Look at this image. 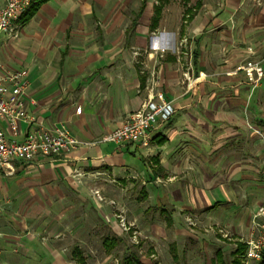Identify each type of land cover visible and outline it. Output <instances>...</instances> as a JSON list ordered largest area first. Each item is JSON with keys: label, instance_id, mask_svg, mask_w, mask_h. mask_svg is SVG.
Here are the masks:
<instances>
[{"label": "crops", "instance_id": "1", "mask_svg": "<svg viewBox=\"0 0 264 264\" xmlns=\"http://www.w3.org/2000/svg\"><path fill=\"white\" fill-rule=\"evenodd\" d=\"M183 2L172 23L169 3L158 0H42L18 38L0 37V70L28 71L26 107L36 125L64 124L90 144L16 162L12 176L0 172V262L74 264L60 241L78 245L103 226L117 236L152 235L151 219L143 231L132 227L153 208L170 224L186 216L190 225L213 220L217 208L239 210V217L228 210L222 224L235 231L247 224L236 237L244 242L264 201V77L253 87L231 73L262 57L264 0ZM157 48L168 49L158 65L149 56ZM153 71L174 115L151 130L149 147L94 145L143 108ZM0 130L12 138L5 123Z\"/></svg>", "mask_w": 264, "mask_h": 264}, {"label": "built area", "instance_id": "2", "mask_svg": "<svg viewBox=\"0 0 264 264\" xmlns=\"http://www.w3.org/2000/svg\"><path fill=\"white\" fill-rule=\"evenodd\" d=\"M0 5V37L7 35L18 38L22 27V18L30 12L35 0H2ZM186 40H184L185 42ZM168 52L167 48L154 49L149 56L160 64ZM248 52L255 54L253 48ZM264 50L262 57L245 60L231 74L243 73L248 82L257 87L264 77ZM152 72L149 96L143 108L130 115L124 123L114 131L102 136L94 145L112 143L115 145H139L147 148L151 141V130L159 122H167L174 115V107L165 99L160 91H156L158 81ZM188 82L194 79L190 70L185 73ZM29 74L25 69L2 72L0 70V122L7 125L11 139L0 130V172L12 176L16 162L29 163L39 157L56 156L76 150L80 146H88L78 141L68 128L62 124L52 128L36 125V118L27 111L26 104L31 100L28 95ZM77 108L76 112H80ZM36 125V127H34ZM23 126L29 129L23 131ZM20 136H23L20 140ZM96 194H99L97 191ZM2 193L0 190V200ZM2 206L0 202V216ZM190 224L193 222L190 220ZM121 225L125 227L124 220ZM246 249L241 259L243 264L260 263L264 257V201L253 213L250 228L244 239ZM0 264H7L0 262Z\"/></svg>", "mask_w": 264, "mask_h": 264}, {"label": "rangeland", "instance_id": "3", "mask_svg": "<svg viewBox=\"0 0 264 264\" xmlns=\"http://www.w3.org/2000/svg\"><path fill=\"white\" fill-rule=\"evenodd\" d=\"M183 6H186L183 0H171L169 5L166 6L167 10L170 11L169 17L172 23L175 19H178L176 15L179 14L180 10H183ZM94 195L98 200L105 202L100 193L96 194L94 192ZM106 198L109 199L107 201H110L109 197ZM129 200L132 201L133 209L136 210L140 204V201L136 199V194H132V199ZM107 206L111 215L116 213L111 210L110 205ZM141 208H145V205ZM228 210L236 212V217H239V210L217 208L213 211L215 213L213 220H205L196 216L198 217V224L190 225L188 224L189 221H186V216L182 219L179 218L174 224H170L165 220V217L161 216L159 210L153 208L151 212L145 215L144 221L139 219L138 223L132 227V230L136 232L143 231L145 221L151 219L153 228L156 229L152 235L141 233L135 238L132 232H128L117 236L103 226L96 231V234L91 235L87 241L80 242L78 245L77 242L60 241L61 247L67 246V254H69L70 259L73 258L74 264H83L80 262L79 257L74 256L73 249L75 248L81 251V256L85 258L84 264H121L124 257L130 258L132 255L139 257L142 264H219L216 255L218 249H224V260L227 264H230L234 257L232 254L237 249V246H235L238 243L236 237H238V233L246 234L248 225L243 224L241 227H237V231H235L230 225L222 224V217ZM130 217L132 221L133 216L131 214ZM224 231H227V233ZM178 233L182 235H178ZM192 235L201 240L202 249H198V243L193 244L191 242L193 240ZM112 238H115L118 242L113 245L112 249L106 248L104 240ZM40 255L43 257L42 252H40Z\"/></svg>", "mask_w": 264, "mask_h": 264}, {"label": "trees", "instance_id": "4", "mask_svg": "<svg viewBox=\"0 0 264 264\" xmlns=\"http://www.w3.org/2000/svg\"><path fill=\"white\" fill-rule=\"evenodd\" d=\"M41 1L42 0H35V3L37 4V3L41 2ZM158 1H159V3L162 6L169 2V0H158ZM183 1H185V0H183ZM33 7H34V5H33ZM31 12L29 14H31ZM156 12H157L156 13L157 15L160 14L161 6L160 7L158 6L156 8ZM188 12L191 13V10L188 9ZM189 17H190L189 19H191L192 16H189ZM23 18H26V17L24 16ZM154 22L156 23L157 20H155ZM117 242L118 241L115 238L105 239L104 240V246L106 248L112 249L113 245H115ZM245 249H246V244L244 242L238 243L236 251L232 254V256H234V257H233V259H232L230 264H242L241 256H242L243 252L245 251ZM73 254H74V256L79 257L80 262H82L84 264L85 258L81 256V251H79L77 248H75L73 250ZM216 255L218 257L217 263H219V264H227V262L224 260V255H223L221 250H218ZM121 264H142V262L139 259V257L132 255V257H130V258L129 257H124V259H123ZM259 264H264V257H263L262 262H260Z\"/></svg>", "mask_w": 264, "mask_h": 264}]
</instances>
